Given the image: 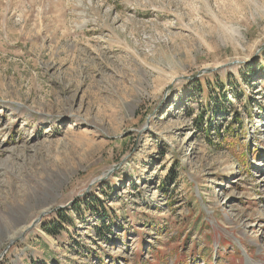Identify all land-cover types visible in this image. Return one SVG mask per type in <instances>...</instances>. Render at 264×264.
Listing matches in <instances>:
<instances>
[{"label": "rangeland", "instance_id": "374dc122", "mask_svg": "<svg viewBox=\"0 0 264 264\" xmlns=\"http://www.w3.org/2000/svg\"><path fill=\"white\" fill-rule=\"evenodd\" d=\"M0 264H264V0H0Z\"/></svg>", "mask_w": 264, "mask_h": 264}, {"label": "trees", "instance_id": "16d2710c", "mask_svg": "<svg viewBox=\"0 0 264 264\" xmlns=\"http://www.w3.org/2000/svg\"><path fill=\"white\" fill-rule=\"evenodd\" d=\"M213 74H217V73L216 72H211L209 74V76L206 78V80L204 79V81L206 83L205 86H201V85H203L201 83L203 80L199 79L198 81H196L198 83V88H197L198 93H197V95H203V96H207V98H210L211 94H214L215 92L216 93L218 92L220 100H223L224 98H227V96L225 95V92L227 91L226 87L228 85V80L231 79V76L227 77L226 79L222 78V79L215 80L216 83H214L215 81H213V78H209ZM225 80H226V82H225ZM203 119H204L203 114H201V121ZM205 134H209L207 129H205ZM256 156H257V154H256ZM241 157L243 159L244 158L247 159V154L244 153V154L241 155ZM245 166H246V164L242 165V167H245ZM95 203L91 204V205H93L92 209H94L96 212H99L100 210H99V208L98 209L96 208L97 204H95ZM85 205H89V204H85ZM102 205L103 204H101L99 207L102 208L103 207ZM106 216H107V214H106ZM103 218H104V216L102 217V219ZM109 219L112 221V219H114V216L112 214H109ZM98 231H99V233L97 235L100 237L102 235V233H101L102 232V228H100Z\"/></svg>", "mask_w": 264, "mask_h": 264}]
</instances>
